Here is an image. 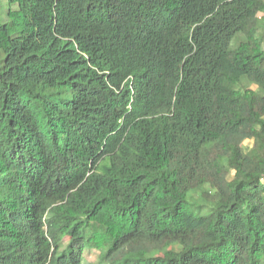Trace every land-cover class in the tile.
<instances>
[{"label": "trees", "instance_id": "16d2710c", "mask_svg": "<svg viewBox=\"0 0 264 264\" xmlns=\"http://www.w3.org/2000/svg\"><path fill=\"white\" fill-rule=\"evenodd\" d=\"M89 249L264 264V0H7L0 264Z\"/></svg>", "mask_w": 264, "mask_h": 264}, {"label": "rangeland", "instance_id": "374dc122", "mask_svg": "<svg viewBox=\"0 0 264 264\" xmlns=\"http://www.w3.org/2000/svg\"><path fill=\"white\" fill-rule=\"evenodd\" d=\"M6 13H7V0H0V14L3 18H6ZM253 146V141H246L244 144L245 151H249ZM89 228L91 231H98V232H103L104 228L100 225H97L95 223H91L89 225ZM67 241H64V244H66ZM83 264H100V258H99V252L97 250H86L84 253V258H83Z\"/></svg>", "mask_w": 264, "mask_h": 264}]
</instances>
